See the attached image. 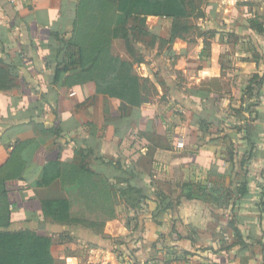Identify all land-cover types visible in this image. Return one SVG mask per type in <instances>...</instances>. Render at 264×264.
<instances>
[{
    "label": "crops",
    "instance_id": "1",
    "mask_svg": "<svg viewBox=\"0 0 264 264\" xmlns=\"http://www.w3.org/2000/svg\"><path fill=\"white\" fill-rule=\"evenodd\" d=\"M77 10L0 0V232L49 237L54 264H264V0H206L182 85L132 105L60 65Z\"/></svg>",
    "mask_w": 264,
    "mask_h": 264
},
{
    "label": "trees",
    "instance_id": "2",
    "mask_svg": "<svg viewBox=\"0 0 264 264\" xmlns=\"http://www.w3.org/2000/svg\"><path fill=\"white\" fill-rule=\"evenodd\" d=\"M86 10L90 11L88 17L84 16ZM200 11L195 0H78L76 21L74 22L71 39L64 42L65 53L60 65L64 67V71H75L73 77L77 82L94 81L98 86V92L109 95L108 88H110L111 83L108 80V65L112 58L110 52L112 38L108 30L112 31L118 23L126 25L134 15H138L140 22L143 24L147 17L171 19L173 20L172 30L167 41L157 39L156 36L147 33L145 29L144 31H138L136 27L132 28L133 31H138V34L149 37L152 41L159 40L160 43H171L176 36L180 38L182 36L180 34L187 33L192 28L183 20H188L193 14L202 17L203 14ZM95 12L98 15L96 14L97 16L94 17ZM84 20L89 25L88 29H86L87 24H84ZM80 29L86 30L83 39L79 37ZM130 30L122 29L119 38L124 41L126 51L133 59L132 63L128 65L132 69L135 62L142 63L143 60L138 59L136 61L133 58V49L137 40L136 37H130L127 34ZM1 72L4 73V71ZM57 76H59V71ZM134 81L136 86L135 90L130 93L133 99L129 104L147 102L148 99L143 98L141 95L138 80L134 79ZM8 83L0 85V88H7ZM121 90L122 94L127 89L123 86ZM121 94L115 96H118L121 101L126 100V95L121 96ZM119 180L123 179L119 178ZM124 182L126 186L119 190L123 201L131 208H138L144 200L142 190L130 186L126 180ZM244 189V185L240 186L238 194H243ZM201 191L203 195L207 194L205 189H201ZM42 205L45 214L54 222L67 224L79 222L70 217V204L64 198L48 199L43 201ZM229 226L232 228L234 238L238 241L237 244H243L241 232L235 228L233 222H229ZM50 249L51 239L49 237L40 236L29 231L0 232V264H54ZM262 253L264 254V247Z\"/></svg>",
    "mask_w": 264,
    "mask_h": 264
},
{
    "label": "rangeland",
    "instance_id": "3",
    "mask_svg": "<svg viewBox=\"0 0 264 264\" xmlns=\"http://www.w3.org/2000/svg\"><path fill=\"white\" fill-rule=\"evenodd\" d=\"M205 1L206 0H195L198 9L203 7ZM89 12L90 11L86 10L84 12V16H87ZM97 12H95L94 17L98 15ZM200 18L201 17L196 16V14H193V16L188 20L184 19L183 22L187 23L192 28L187 33L180 34L182 35L180 38L179 36H176L175 40L171 43H160L159 40L152 41L149 37H143L138 34V31H144L145 29V31L151 35L156 33L155 35L157 39L167 41L170 38L169 31L171 32L172 30L173 20L171 19L147 17L145 19V23L143 24L140 22L138 15H134L128 20L126 25L118 23V25L115 26L112 31L108 30L109 35H111L112 38L110 52L111 55L113 54L110 64L108 65V80L111 83L110 85L107 84L110 86V88H108V96L112 98L116 94H121V89L123 86H125L127 90L125 93H122L121 96L125 94L127 99L124 101L129 103L131 99H133V96L130 95V93L135 90L136 82L134 79L138 78V76H136L137 74L141 75L142 77V80H139L138 85L142 97L146 99H158L159 95H161L160 89L166 93L169 91L170 85H182V82L184 81V62L180 57H176L173 54L177 53L178 50L176 49L179 48V45H181L183 41L187 42L189 45V43L199 37L200 33H202L197 28V25L201 20ZM258 18L260 17L256 14L255 20L257 21ZM85 23L87 24L86 29H88L89 25L87 21L84 20V24ZM133 27H136L138 31H133ZM147 28L150 30V32L146 30ZM122 29L132 30H130L127 34L130 35V37H136L137 40L135 48L133 49V58L136 61L138 59H142L144 65H138L137 68L132 69H130L128 66L130 63H132V61L129 60V54L125 52L126 47L124 41L119 38V35L122 34ZM80 30V34L79 32L78 34L79 37L83 39V36L86 34V30ZM257 30L262 32L264 31V27H257ZM100 90L104 91L103 89ZM117 97L118 96H115L114 98ZM176 176L175 178H177ZM157 181H168V179L161 177ZM112 193L115 194L113 191ZM255 240L260 242L262 247V243L264 244V235H260V237L258 235V238ZM114 257H116V255H114Z\"/></svg>",
    "mask_w": 264,
    "mask_h": 264
}]
</instances>
